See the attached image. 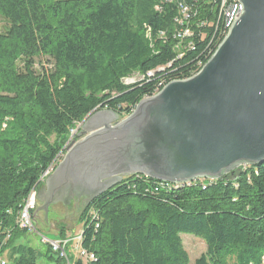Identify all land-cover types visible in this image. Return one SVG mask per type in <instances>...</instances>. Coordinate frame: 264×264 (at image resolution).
<instances>
[{"label": "trees", "instance_id": "trees-1", "mask_svg": "<svg viewBox=\"0 0 264 264\" xmlns=\"http://www.w3.org/2000/svg\"><path fill=\"white\" fill-rule=\"evenodd\" d=\"M0 18L8 23L0 31V247L9 231L1 252L12 264H36L53 252L16 242L34 235L18 215L74 126L98 108L123 118L167 82L190 77L227 28L222 0H0ZM42 57L51 67L38 72ZM231 175L183 187L124 177L84 205L81 222L97 211L81 240L95 259L71 256L73 264H189L182 233L205 243L193 264H264V162Z\"/></svg>", "mask_w": 264, "mask_h": 264}, {"label": "water", "instance_id": "water-1", "mask_svg": "<svg viewBox=\"0 0 264 264\" xmlns=\"http://www.w3.org/2000/svg\"><path fill=\"white\" fill-rule=\"evenodd\" d=\"M237 1L239 17L196 73L167 82L121 120L109 109L83 118L80 138L70 136L44 181L48 193L43 182L37 191L43 210L75 194L87 205L129 175L216 181L264 162V0ZM62 189L68 196L55 198Z\"/></svg>", "mask_w": 264, "mask_h": 264}, {"label": "rangeland", "instance_id": "rangeland-1", "mask_svg": "<svg viewBox=\"0 0 264 264\" xmlns=\"http://www.w3.org/2000/svg\"><path fill=\"white\" fill-rule=\"evenodd\" d=\"M7 24L8 23L6 20L0 18V31H4ZM49 63L50 61L48 58H44V57L37 58L36 60H34L32 67L36 71L40 72L41 67L50 68L51 65ZM138 78H140V76L138 74H135L129 78H126L124 81L129 83L134 80H137ZM98 109H107V108H98ZM121 119L122 118H118V120H121ZM81 126H82L81 122L77 123L74 126V128L70 131L68 139L71 136L70 140L71 139L78 140L80 137L76 136V133H77L76 128H81ZM68 144L69 143L67 140L65 145L59 151V152L63 151L62 156L60 157L59 163L64 158L66 147ZM54 170L49 175H51L54 172ZM228 176L232 177L231 174H228ZM44 185H45V182H43V186ZM37 191L38 189L36 190V194H37ZM86 201H87L86 199H83L82 197H78L75 194L74 196L69 198L68 203L63 202L62 200H55L51 202L45 210H43L44 203L47 201L45 200L40 201L36 198V206L34 210L33 220H34V226L36 228L37 234L36 232H34L33 236L29 234L26 237H24L23 239H25V243L30 244L31 242L33 246H36V244L38 243L36 248H38V250L44 251V249L46 248V245L45 244L41 245L40 236H43L44 238L48 240H59L58 233H63L64 236L77 233L82 226L81 224L82 222L80 220V214H81V211L84 205H86ZM180 236L182 239L184 249L188 254L189 264H193L194 260L198 258L202 253L205 252V249H206L205 243L200 238L194 235H191V234L182 233L180 234ZM34 238H36V240ZM4 245L0 247V254L2 253L1 249ZM57 257H58V254L54 252L52 259L42 257V259L39 260L37 263L38 264H57L56 262ZM6 260H7V264H12L10 260L8 259Z\"/></svg>", "mask_w": 264, "mask_h": 264}, {"label": "built area", "instance_id": "built-area-1", "mask_svg": "<svg viewBox=\"0 0 264 264\" xmlns=\"http://www.w3.org/2000/svg\"><path fill=\"white\" fill-rule=\"evenodd\" d=\"M226 0H222V10L225 17L226 22V28L228 30L231 23L236 20L241 12V5L237 0H235L234 3L230 5H225ZM188 12V7L184 5L183 3L179 6V13L182 17H186ZM227 33V32H226ZM187 32L185 31H179L177 33L178 38H182V36L186 35ZM164 86V85H163ZM158 90L157 89L153 94H155ZM152 94V95H153ZM63 151L59 152L54 160L50 163V165L41 173L39 176L38 182L42 183L44 180L49 176V174L55 169L57 164L60 161V157L62 156ZM203 180V179H200ZM197 181V180H194ZM185 182L183 184H171L174 187H177L178 185H181L182 187L184 185L191 186L194 185L193 182ZM210 181V180H209ZM165 183V182H164ZM36 188L35 186L29 191L28 195L24 199L22 208L18 215L17 220V226L19 228L25 229L28 233H34L36 232V228L34 226V210L36 206ZM97 219V211L95 210H89L87 214H85L82 226L79 229V231L75 234H71L68 236H65L63 238H59V240H48L44 238L43 236H40V242L42 244H45L47 247L50 248V250L54 253L56 252L58 256L63 260V264H73L71 256L74 258H79L83 261V263H88L95 259L94 253L91 251H88L81 246V240H82V227L83 225L89 221L90 223L94 222V220ZM37 234V232H36ZM10 238V232L8 231V234L6 238L2 241V245H4L7 240ZM0 264H5L4 260H1L0 258Z\"/></svg>", "mask_w": 264, "mask_h": 264}, {"label": "crops", "instance_id": "crops-1", "mask_svg": "<svg viewBox=\"0 0 264 264\" xmlns=\"http://www.w3.org/2000/svg\"><path fill=\"white\" fill-rule=\"evenodd\" d=\"M73 234H74V233H73ZM28 238H30V237H28ZM34 239L36 240V238H34ZM22 241L25 243V239H23V238L20 239V240H17L16 242H17V243H22ZM30 245L33 246V245L31 244V242H30ZM37 245H38V243L36 244V246H33V247L36 249ZM41 245H42V243H41ZM42 257H43V256H41L39 259L36 260V264H38L37 262H38L39 260H41ZM0 258H1V260H4V261H5V264H7V260H6V259H8V260L11 261V259H10V252H9L8 250H5L4 252H2V253L0 254ZM11 262H12V261H11Z\"/></svg>", "mask_w": 264, "mask_h": 264}, {"label": "flooded vegetation", "instance_id": "flooded-vegetation-1", "mask_svg": "<svg viewBox=\"0 0 264 264\" xmlns=\"http://www.w3.org/2000/svg\"><path fill=\"white\" fill-rule=\"evenodd\" d=\"M45 187H44V190L42 189L41 190V192L40 193H42V195L44 196L45 194H47L48 193V189H47V185H44ZM68 190L67 189H62V190H60L57 194H56V197L55 198H58V199H64L65 197H67L68 196ZM46 196H48V195H46Z\"/></svg>", "mask_w": 264, "mask_h": 264}]
</instances>
